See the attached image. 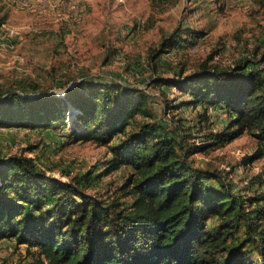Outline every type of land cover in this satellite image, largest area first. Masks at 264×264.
Returning <instances> with one entry per match:
<instances>
[{"label": "trees", "instance_id": "16d2710c", "mask_svg": "<svg viewBox=\"0 0 264 264\" xmlns=\"http://www.w3.org/2000/svg\"><path fill=\"white\" fill-rule=\"evenodd\" d=\"M7 4L0 0V38ZM176 36L164 40L161 52L176 45ZM263 63L264 54L228 66L205 60L190 74L153 80L176 87L203 109L205 121L214 122L211 112L226 114V126H209L202 144L190 141L180 125L171 134L163 121L152 119L147 92L121 81L86 76L64 97L41 92L33 82L0 93V128L51 131L67 125L70 113L74 140L112 152L96 177L90 171L68 181L35 158L0 156V239L25 245L34 264H264V197L237 193L221 173L189 161L246 133L256 140L250 161L264 159ZM122 167L132 169L121 187L130 205L87 191Z\"/></svg>", "mask_w": 264, "mask_h": 264}, {"label": "rangeland", "instance_id": "374dc122", "mask_svg": "<svg viewBox=\"0 0 264 264\" xmlns=\"http://www.w3.org/2000/svg\"><path fill=\"white\" fill-rule=\"evenodd\" d=\"M38 1L26 7L7 4L9 17L0 38V93L22 91L33 82L41 85V92L64 97L65 89L86 76L121 81L147 92L152 119L163 121L171 134L180 125L197 144L209 126L218 131L226 126V114L211 112L214 122L205 121L203 109L189 104L176 87L153 80H174L181 71L190 74L205 60L228 66L264 54V0ZM14 30L19 38L10 35ZM173 35H178L176 45L161 52V44ZM71 118L68 113L67 125L51 131L0 128V156L35 158L63 181L90 171L96 177L112 158L110 146L74 140ZM255 148L254 136L246 133L224 148L192 154L189 161L221 173L237 193L264 197V159L250 161ZM131 174L130 167H122L98 178L87 191L130 205L121 187ZM33 261L25 245L0 239V264Z\"/></svg>", "mask_w": 264, "mask_h": 264}, {"label": "built area", "instance_id": "2783aa9c", "mask_svg": "<svg viewBox=\"0 0 264 264\" xmlns=\"http://www.w3.org/2000/svg\"><path fill=\"white\" fill-rule=\"evenodd\" d=\"M8 2H15L18 6H28L30 1L29 0H7ZM10 35H13L15 38H19L20 37V33L18 31H12ZM261 66H264L263 64ZM68 120V119H67Z\"/></svg>", "mask_w": 264, "mask_h": 264}, {"label": "crops", "instance_id": "0c3cea01", "mask_svg": "<svg viewBox=\"0 0 264 264\" xmlns=\"http://www.w3.org/2000/svg\"><path fill=\"white\" fill-rule=\"evenodd\" d=\"M7 1V0H6ZM20 1V0H19ZM30 2H33V3H38L39 1L38 0H29ZM42 2V1H41Z\"/></svg>", "mask_w": 264, "mask_h": 264}, {"label": "water", "instance_id": "95a60500", "mask_svg": "<svg viewBox=\"0 0 264 264\" xmlns=\"http://www.w3.org/2000/svg\"><path fill=\"white\" fill-rule=\"evenodd\" d=\"M49 95H54V94L51 93V94H49Z\"/></svg>", "mask_w": 264, "mask_h": 264}]
</instances>
